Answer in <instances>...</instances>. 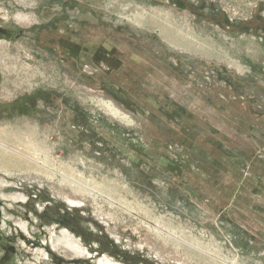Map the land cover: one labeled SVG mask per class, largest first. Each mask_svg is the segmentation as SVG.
I'll use <instances>...</instances> for the list:
<instances>
[{
	"label": "rangeland",
	"instance_id": "374dc122",
	"mask_svg": "<svg viewBox=\"0 0 264 264\" xmlns=\"http://www.w3.org/2000/svg\"><path fill=\"white\" fill-rule=\"evenodd\" d=\"M1 123L44 142L0 175L14 264L66 209L91 264H264V0H0Z\"/></svg>",
	"mask_w": 264,
	"mask_h": 264
},
{
	"label": "bare ground",
	"instance_id": "6f19581e",
	"mask_svg": "<svg viewBox=\"0 0 264 264\" xmlns=\"http://www.w3.org/2000/svg\"><path fill=\"white\" fill-rule=\"evenodd\" d=\"M22 3H23V0H22ZM2 20H7V18L4 17ZM16 21L20 22L21 24H25L26 22H28V19H27L26 15L18 13L16 15ZM161 34L164 36V38L166 40L169 41V39H170L175 44L179 43L180 46L181 45H184V46L187 45V40L183 39L182 36H180V31L177 28H162ZM187 47H189V46H187ZM186 49H188V48H186ZM4 68H5L4 70H6L7 72H10L9 74L12 73V67H10L9 65L4 66ZM44 80H45V78H44ZM22 122L23 121H21V123ZM41 137L42 136H40L38 134L36 127H30V126H27L26 124L22 125L19 123L18 124H12V125H5L3 123L0 124V175H5L8 178H12V175L18 176V174L16 173V171H18L19 173L22 172L25 177L26 176L28 177L30 175H28V173H26V172H31V171L37 172V170L40 171L38 169V167H36L33 164L26 161V160H31V159L27 156L25 147L20 148L19 146L21 143L20 140H22L23 138H27V140L29 139L31 141V143L34 145V148H38L40 146H43L44 142L42 141ZM15 148L17 149V151L14 150ZM48 152H49L48 150L43 149L44 154L48 153ZM44 161L46 163H51V160H49V158L47 156H45ZM42 169H43V167H41V171H40L41 174L44 173ZM7 181L8 180L4 179L1 176L0 177V187L8 185L9 183ZM17 196L18 197H6L5 194L0 193V199H2V198H6V199H10V200L20 199V200H24L23 202L26 203L27 199L25 196H23V195H17ZM66 200L70 204H73L74 206L82 204V201H79V200H72L69 198H66ZM8 207H10V206H8ZM20 226L23 229L26 228V226L24 224L20 223ZM48 231H50V240H49L50 244L49 245L51 246L53 251L58 252L59 256H61V255L64 256L65 257L64 259H67L69 261L72 258L84 257V256L89 257L90 256V253H89L90 251H87L88 249L84 248L81 241L80 242L76 241L75 236H73L71 232L64 231V230L58 232L53 228L49 229ZM51 248H49V249H51ZM52 249H51V251H52ZM48 254H50V253L45 252L44 249L38 250V251H36V254H35L36 257L33 259H35V261L36 260L39 261L42 258H46L47 262H52V261H50L51 257ZM53 259H57V257L52 256V260ZM37 261H36V263H38ZM73 262L74 261H69L68 264L69 263L73 264ZM33 264H35V263H33ZM74 264H77V262L75 261ZM96 264H119V263L113 262L110 259L104 257V258L99 259V261H97Z\"/></svg>",
	"mask_w": 264,
	"mask_h": 264
},
{
	"label": "flooded vegetation",
	"instance_id": "af4514ba",
	"mask_svg": "<svg viewBox=\"0 0 264 264\" xmlns=\"http://www.w3.org/2000/svg\"><path fill=\"white\" fill-rule=\"evenodd\" d=\"M2 124V123H1ZM5 125H12L11 124H5ZM0 228L3 227L2 223L5 221V218L4 220L3 217H2V204L0 203ZM45 217H48L46 213H44ZM32 215V213H31ZM31 215L29 218H27V225H28V229L33 232H31L33 234V237H28L27 235H25L26 233H24L22 230L19 231L20 233H22L23 238H26V240L28 241L27 243V246H28V250L34 248V247H37L38 249L40 247H45L47 249V251L50 253L48 254L51 259L50 261H55V262H60L58 264H63L64 261H76L77 264H91V261H90V258L88 257H77V258H72L71 260H67V259H64L65 257L64 256H59L58 252L57 251H53V249L51 248V246L49 245V234L48 232L45 230V227H44V224L43 222H41V219H40V216L38 215V222H34L32 219H31ZM13 215H12V219L11 221L13 222ZM73 219H74V216H73V210L71 209H66V211H61V214L59 215H56L55 217H50V221L48 223V225H51L52 226L50 227L55 229L56 231H70L72 234H74L73 232V229H72V224H73ZM10 220H8V222H11ZM47 225V224H46ZM5 227V226H4ZM35 230V232H34ZM17 232H15V234H10V235H7V236H3V235H0V264H14V258L16 257V255L19 253V250L21 248V245H20V241L18 239V236H17ZM35 234V236H34ZM38 234V235H36ZM38 236V237H36ZM44 236V238L46 239L45 242H40V237ZM37 238L39 240V242H37V244H30V241H29V238L30 239H33V238ZM35 238V240H36ZM17 243L18 244V249H17ZM30 244V245H29ZM31 247V248H30ZM26 248V247H24ZM30 248V249H29ZM51 248V249H49ZM88 249V248H86ZM37 249H33V252L32 254L36 251ZM89 251V250H87ZM26 254H30V252L26 251L25 252ZM31 254V255H32ZM58 255V256H57ZM27 256V255H26ZM52 256H55L57 257V259H53L52 260ZM32 259V257H31ZM59 259V260H58ZM78 259V260H77ZM29 257H26V262L27 264H29ZM33 261V260H32ZM31 261V262H32Z\"/></svg>",
	"mask_w": 264,
	"mask_h": 264
}]
</instances>
